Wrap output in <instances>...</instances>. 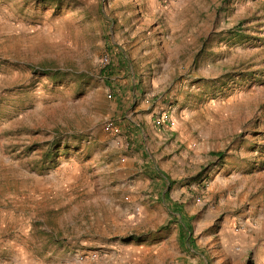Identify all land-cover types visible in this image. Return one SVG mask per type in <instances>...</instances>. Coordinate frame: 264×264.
<instances>
[{"label": "rangeland", "instance_id": "374dc122", "mask_svg": "<svg viewBox=\"0 0 264 264\" xmlns=\"http://www.w3.org/2000/svg\"><path fill=\"white\" fill-rule=\"evenodd\" d=\"M0 264H264V0H0Z\"/></svg>", "mask_w": 264, "mask_h": 264}, {"label": "crops", "instance_id": "0c3cea01", "mask_svg": "<svg viewBox=\"0 0 264 264\" xmlns=\"http://www.w3.org/2000/svg\"><path fill=\"white\" fill-rule=\"evenodd\" d=\"M247 217V218H246ZM245 218L247 219V221L250 223V220H251V217L247 214V216H245ZM207 219V218H206ZM201 221H202V219H201ZM223 240L226 242H229V243H234V242H236V240H237V238H236V236L235 235H227V236H225L224 238H223ZM228 243V244H229Z\"/></svg>", "mask_w": 264, "mask_h": 264}, {"label": "built area", "instance_id": "2783aa9c", "mask_svg": "<svg viewBox=\"0 0 264 264\" xmlns=\"http://www.w3.org/2000/svg\"><path fill=\"white\" fill-rule=\"evenodd\" d=\"M101 62L103 63V65H107V64H109V59H108V57H107V56L102 57Z\"/></svg>", "mask_w": 264, "mask_h": 264}, {"label": "trees", "instance_id": "16d2710c", "mask_svg": "<svg viewBox=\"0 0 264 264\" xmlns=\"http://www.w3.org/2000/svg\"><path fill=\"white\" fill-rule=\"evenodd\" d=\"M106 66V65H105ZM106 68V67H105Z\"/></svg>", "mask_w": 264, "mask_h": 264}]
</instances>
